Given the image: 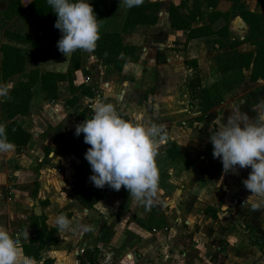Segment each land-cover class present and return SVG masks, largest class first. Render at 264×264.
I'll return each mask as SVG.
<instances>
[{"label": "crops", "instance_id": "0c3cea01", "mask_svg": "<svg viewBox=\"0 0 264 264\" xmlns=\"http://www.w3.org/2000/svg\"><path fill=\"white\" fill-rule=\"evenodd\" d=\"M167 1L175 5L180 0ZM242 1L246 9L253 6L250 10L264 17V0L258 3H252V0ZM119 3L120 0H107L97 18L100 21V33L119 32L121 42L134 47L132 56L124 61L119 71L99 62L98 65L104 69L107 78L99 85H93L87 75L77 77L75 74L82 66L74 70L73 85L89 87L91 96L79 91L70 92L67 82L62 81L58 84L57 97L45 100L40 85H33L28 102L29 113L18 121L30 134L29 140L24 146H15L10 153H0V161L6 167L5 173L0 172V224L5 225L13 237L26 230L31 237L34 232L29 225L30 216H46V226L54 227L50 216L58 207L71 201L70 219L93 227L95 217L89 215L90 207L96 204L102 194H115L120 196L124 210L115 209L116 202L112 204V209L115 207V210H119L121 217L97 232L92 229L88 232L77 230L62 234L57 230L55 242L43 247L36 260L37 264H47L48 261H44L47 259L51 260V264H80L83 253H74L79 246L87 250H97L95 247H99L96 254L98 258L104 251H113L111 246L119 245V235L131 233L143 236L146 226L152 227L153 223L161 225L168 219L173 225L168 229L165 227L168 232H164L170 240L162 252L166 264H264V211H253L249 205L243 206L250 193L244 188L242 180L247 179L251 169H237L238 175L231 171L225 173L221 160L213 157V146L210 143L211 134L226 121L231 110L239 107L246 112V109L256 104L257 99H252L249 93H242L243 90H240L245 84L244 80L233 84L228 82L227 90L223 87L227 82L223 80L222 72L231 69L240 71L238 61H230L226 57L230 53L227 48H218V54H215V50L210 51L206 47L205 38L186 40L184 31L174 30L169 26L166 13L162 14L159 23L154 24L153 27L158 29L152 31L147 39L139 36L138 41L136 31L152 25H136L131 31H121L127 8L119 6ZM231 5L232 0H216L213 10L230 11ZM219 20L220 18L216 21ZM228 20L230 32L233 26L241 32L245 31V24L239 15L230 16ZM55 35L58 40L61 38L59 33L48 34L50 37ZM174 35L179 37V40L176 38L178 42H183V48L173 47ZM1 37V43L19 45L2 36V32ZM50 40L56 41L55 38H46L41 42L49 47V53L45 60L37 61V67L65 73L70 56L61 54L57 44H48ZM205 56L208 59L206 66L200 62ZM92 58L97 60L94 55ZM130 59L132 68L135 67V74L128 72ZM190 59L196 60L195 68L184 64V60ZM50 61L54 63H48ZM202 65L204 73L201 72ZM195 71L200 87L218 91L220 101L213 107L215 115L212 118L206 115L197 117L200 112L197 110L196 100L191 99L186 87ZM61 85L68 93L65 97L59 95ZM97 102L112 103L126 121L142 123L151 120L164 126L166 134L156 156L159 170L158 192L151 206L134 201L124 188L119 192L98 189L91 184L90 176L84 177L83 181L77 178L74 165L79 156L85 155L90 145L84 143L83 134L78 137L75 135V126L92 117V109ZM77 110L82 114L74 117ZM169 143L176 146L183 160L165 154L164 150ZM44 149H47L46 155L43 153ZM68 151H71L69 159L64 155ZM35 165L37 170L33 171ZM56 168L60 170L59 173H55ZM59 178L68 181L66 189L72 194L63 190L53 191V184ZM34 181L37 184L36 193L29 194L31 187L33 192ZM6 184L10 185L8 192L4 190ZM80 185L89 187L90 192L97 196V201L90 207L78 203L76 199V187ZM112 197L116 198L114 195ZM78 204L82 207L83 214L88 216L79 215L76 207ZM153 214L157 216L152 218ZM177 232L187 233L195 243L186 245L175 242L173 234ZM27 241L21 236L20 247ZM155 243L156 241L138 244L140 247L135 253L136 260H142L143 257L150 259V262L155 261ZM108 244L112 245L109 247ZM175 246L182 249L176 250V253L167 252V247L175 250ZM126 250L124 253L133 254ZM81 264H86L83 259Z\"/></svg>", "mask_w": 264, "mask_h": 264}, {"label": "trees", "instance_id": "16d2710c", "mask_svg": "<svg viewBox=\"0 0 264 264\" xmlns=\"http://www.w3.org/2000/svg\"><path fill=\"white\" fill-rule=\"evenodd\" d=\"M7 7L16 15L18 28L12 30L3 28L2 36L15 43L0 44V79L2 82H9L8 98H0V121L6 126L8 140L16 147L24 146L29 140L30 134L19 124V118L29 113L28 102L32 94L34 84H39L45 100L55 99L58 95V84L66 81L70 92L79 91L87 96L92 92L84 85L74 86L72 83L73 71L79 66V56L75 52L70 56L65 73L52 72L39 69L37 61L45 60L49 53V47L42 45V37L51 33L61 32L54 27L57 17L51 11L47 0H31L25 7H21L19 0H6ZM207 1V0H206ZM98 18L102 13L107 0H88ZM239 0H232L230 10H235L246 25V32L242 40L226 38L227 23L213 30L209 27L219 18L226 20V12L213 10L216 0H209L203 6L202 0H180L178 4L163 0H144L139 7L127 9L121 31H131L136 25H154L160 22L162 14L166 13L169 26L174 30L185 32V39L205 38L206 42H214L218 48H232L242 41H248L253 45V52H240L238 55L241 68H249L248 80H264V18L248 11L242 4L238 6ZM205 21V24L192 26L196 22ZM6 19H3V23ZM62 35V34H61ZM97 48L93 53L95 58L105 65H110L114 71H119L127 58L133 54L134 47L124 45L121 42L119 32H102ZM60 39V37H59ZM229 39V40H228ZM225 40V42H224ZM208 48V47H207ZM107 53V55H105ZM123 53V56L121 54ZM36 61L33 66L26 68L27 61ZM184 64L196 67V60H185ZM195 75L188 80L186 87L191 99L196 100L199 116L206 115L212 118L215 115L213 107L220 99L214 88H203L199 85V77ZM195 79V80H194ZM72 99V98H71ZM74 99V98H73ZM69 102V101H68ZM165 154L172 158L183 160L180 151L173 143L165 148ZM47 154V149L43 151ZM33 192H36L37 184L33 182ZM76 199L86 207L95 202L97 196L91 193L89 187L82 185L76 187ZM29 225L34 230V235L29 237L26 243L21 244L23 254L37 260L40 252L47 244L55 242V227H47L42 215L29 217ZM83 262L86 264L95 263L97 256L95 250L83 251ZM82 259L80 264L82 263ZM47 264L51 260L47 259Z\"/></svg>", "mask_w": 264, "mask_h": 264}, {"label": "clouds", "instance_id": "9594fccd", "mask_svg": "<svg viewBox=\"0 0 264 264\" xmlns=\"http://www.w3.org/2000/svg\"><path fill=\"white\" fill-rule=\"evenodd\" d=\"M143 3L144 0H120L119 6L132 9ZM47 4L57 17L54 27L62 34L57 42L61 54L68 57L78 50L86 53L96 50L101 38L100 21L88 0H47ZM8 94L9 88L0 85V97L7 98ZM252 110L257 113L254 119L239 107L231 110L226 121L211 134L210 143L213 157L221 160L225 173L238 175L237 169H251L247 179L242 180L250 193L243 206L264 211V99L254 104ZM92 111L90 119L75 126V135L83 134L84 143L90 145L84 155L92 171L89 180L98 189L108 186L119 192L124 188L131 199L151 206L158 192L156 156L166 134L164 126L151 120L126 121L112 103L97 102ZM14 149L6 126L0 124V153ZM53 226L62 234L92 231V226L74 224L64 213L55 217ZM21 236L28 240V230L13 237L0 224V264H37L35 258L23 254Z\"/></svg>", "mask_w": 264, "mask_h": 264}, {"label": "rangeland", "instance_id": "374dc122", "mask_svg": "<svg viewBox=\"0 0 264 264\" xmlns=\"http://www.w3.org/2000/svg\"><path fill=\"white\" fill-rule=\"evenodd\" d=\"M209 0H202V3L203 6H206L205 4L208 2ZM260 0H252L251 2H256L258 3ZM240 3H236V5L238 6L239 4H242L243 7H245L244 3L242 0H239ZM19 3L21 5V7H25L28 3H25L24 0H19ZM248 8V7H247ZM250 9H253V6H250ZM250 9H247L248 11L262 17L261 15H259L258 13L256 12H253L252 10ZM238 13L235 11V10H230V11H227V17H226V20H224L223 18H220L219 21H215L213 24H210L209 27L212 28L213 30L217 29L218 26L220 27L224 22L227 23V29H226V32H227V37L226 38H232L233 40H242L243 38H238V36L242 35L244 37V34L246 32V25H245V31L244 32H241L239 28L237 27H232V30L230 32V29H228V26H229V20L228 18L230 16H233ZM16 15L7 7V1L6 0H0V43L3 41V38L1 37V32L3 30V28H8V29H12V30H21L20 28H18V23L16 22ZM264 18V17H263ZM3 19H6V21L3 23ZM200 24H205V22H201ZM154 25H152V27H142L140 30H137L136 33V37H137V40L139 41V36H143V38L147 39L148 36L150 35V33L153 31H156L158 29V27H153ZM236 33V34H234ZM48 40V38H51V39H56V41H53V40H50L48 42V44H57L58 42V37L55 35V36H43L42 37V40L45 39ZM173 47H176L178 49H181L183 48L182 44L183 42L180 41L178 42L177 39L179 40V37L177 36H173ZM177 38V39H176ZM229 40V39H228ZM4 41H6L4 39ZM225 42V40H224ZM208 49L210 51H213L215 50V54H218L219 52L217 51V45L215 46L214 45V42L210 43V42H207V46ZM225 50L227 47H223ZM227 50L230 52L228 54V56H226L230 61H238L239 63V58H238V55L240 52H253V45H251L248 41H242L241 43H239L238 45H235L233 46L232 48H227ZM76 53L78 54L79 56V66H82V69H79L78 71L75 72V74L79 75L80 76H83V75H87L89 79L92 80V84L93 85H99L101 83L102 80H104L105 78H107V74H105L104 72V69L102 67H100L98 65L99 60H95L92 58V55L93 53H86V52H83V51H76ZM32 58H29V61H27V66L26 68H29L31 66H33V64L36 63V61L34 60L33 62H31ZM132 59L129 60V65H128V72L131 73V74H135L136 73V70H135V67L132 68L131 64H132ZM185 61V60H184ZM200 62L202 63H205V66L207 65V62H208V59H207V56L203 57L202 60H200ZM83 66H86L87 68L84 69ZM239 70L240 71H237V70H234V69H231V70H227V71H223L222 72V78L224 81H226L227 83L225 84V86H223L225 89L228 84V82H230L231 84L233 83H237L241 80H244L245 84L241 87L240 90H243L242 93H249V95H251V98L253 99H257V101L259 102L260 99H264V80H255V81H250L248 80V75L250 73V69L249 68H241L240 66V63H239ZM201 70V69H200ZM203 70V71H202ZM202 70L201 72L204 73V65H202ZM74 75V76H76ZM192 75H195V77L193 76V78H196L197 77V71H195L194 73L192 72ZM76 79V77H75ZM195 80V79H194ZM0 85H4V86H7L9 87V82H2L0 80ZM227 90V89H226ZM145 92H147V87L145 88ZM217 92V95L219 97V94H218V91ZM67 91L66 89L61 85L60 86V97H65L67 96ZM2 98V97H0ZM3 98H6V97H3ZM8 98V97H7ZM6 98V99H7ZM256 101V103H258ZM218 103L215 104V107L217 106ZM246 112L248 113L249 117H255V115L257 114L255 111L252 110V107H250L249 109H246ZM81 111L77 110L75 115H73L74 117H78L79 115H81ZM0 124H3V121H0ZM25 126H28L27 123H24ZM207 127V126H206ZM206 135V134H205ZM205 137V136H203ZM69 154H71V151H68L66 154H64L66 156V158L69 159ZM72 162V161H71ZM38 162H36V165H37ZM84 164V165H82ZM36 165L33 166V171H36L37 168H36ZM5 168L3 165H2V161H0V172L1 173H5ZM59 169H63V167H57ZM56 168L55 173H59L60 170H58ZM74 169L77 171V178L80 180V181H83L84 180V177L86 176H91L92 175V171H91V167L89 165V163L85 160L84 156L81 155L77 158V161L74 165ZM52 173L55 175V173L52 171ZM68 183V181H66V179H61L59 178V180L57 181V183H54L53 184V191L54 192H57L59 190H63V191H67L68 190L66 189V184ZM86 184V183H85ZM92 184V183H91ZM6 184L5 185V191L8 192V190L10 189V185ZM89 185V183L87 184ZM92 187V185H89ZM34 187V185H33ZM104 188L106 189H111L110 187L108 186H105ZM37 189V188H36ZM32 190V187L30 189V192L29 194H35L34 192H31ZM69 194H72L71 191L68 192ZM112 195H114L116 198L114 199L112 197ZM120 196H117L115 194H102L100 196V199L97 201V199L95 200L96 204L94 206H91V212L89 215L91 216H94V220L95 222L93 223V227L92 229L97 232L100 228H104V227H109L112 222L114 220H117L119 217H121L120 215V211L119 210H115L117 208L121 209V210H124V206L123 204L120 202ZM163 200V199H162ZM114 201V202H113ZM94 202V203H95ZM116 202V208L112 209V204ZM79 203V202H78ZM73 204L71 201L68 202L67 204L65 205H62L61 207H58L57 210H54V213L50 216L53 221L55 219V217L57 215H59L60 213H64L66 214L68 217L72 214V211L70 210V208L72 207ZM78 208V211H79V215H82V216H88V215H84L83 212L81 211V206L78 204V206H76ZM157 215H152V218L156 217ZM45 219L47 218L46 216L44 217ZM132 218L134 219L135 217L132 216ZM70 219V217H69ZM76 222V221H75ZM74 222V224H75ZM160 224H152V227L150 226H146L144 228V234L145 235H140V234H137V235H131L130 234H121L119 235L120 238H119V245H115V246H111L112 244H108V246L110 247V249L112 248V250L115 252V254L117 256H121L123 253H124V250L128 249L129 252L135 254L138 250H139V247L138 244H142V243H145V242H152V241H156V260L155 261H152L150 262V259H144L142 257V260H139L137 261L136 259L134 260V262L132 264H166L165 263V260H164V255H162V252L164 251V249L166 248L167 246V243L169 242L170 243V240L167 239L166 235L164 232H168V230H165L166 228L168 229L169 226L173 225L172 221L171 220H167V221H163L160 225V228L159 226ZM166 227V228H165ZM119 228V227H118ZM161 229V230H160ZM34 232V230H33ZM166 232V233H167ZM121 233V232H119ZM35 234V233H34ZM33 234V235H34ZM32 235V236H33ZM173 238H174V241H179L180 242H183V244H186V245H189L188 243H195L191 240V236L187 235V233H182V232H177V234H173ZM186 239H188L189 241H186ZM127 246H129L127 248ZM95 248H98L97 250H95V254H97L98 250H99V247H95ZM182 248H180L179 246H175V250L174 249H168L167 247V252H172V253H176V250L177 251H180ZM90 250V249H89ZM127 251V250H126ZM191 251H189V254H190Z\"/></svg>", "mask_w": 264, "mask_h": 264}, {"label": "built area", "instance_id": "2783aa9c", "mask_svg": "<svg viewBox=\"0 0 264 264\" xmlns=\"http://www.w3.org/2000/svg\"><path fill=\"white\" fill-rule=\"evenodd\" d=\"M28 3V0H24ZM84 251L82 246L75 249V255H81ZM136 254H130L128 252L123 253L121 256H117L113 251H104L99 255L95 263L92 264H132L134 259H136Z\"/></svg>", "mask_w": 264, "mask_h": 264}, {"label": "water", "instance_id": "95a60500", "mask_svg": "<svg viewBox=\"0 0 264 264\" xmlns=\"http://www.w3.org/2000/svg\"><path fill=\"white\" fill-rule=\"evenodd\" d=\"M34 204L35 205L37 204V200L36 199L34 200ZM35 214H38V212H36Z\"/></svg>", "mask_w": 264, "mask_h": 264}]
</instances>
